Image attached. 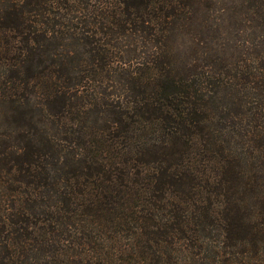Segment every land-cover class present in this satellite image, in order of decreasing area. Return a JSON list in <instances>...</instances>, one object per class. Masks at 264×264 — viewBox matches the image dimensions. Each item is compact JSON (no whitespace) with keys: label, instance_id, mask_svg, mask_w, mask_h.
<instances>
[{"label":"trees","instance_id":"16d2710c","mask_svg":"<svg viewBox=\"0 0 264 264\" xmlns=\"http://www.w3.org/2000/svg\"><path fill=\"white\" fill-rule=\"evenodd\" d=\"M0 264H264V0H0Z\"/></svg>","mask_w":264,"mask_h":264}]
</instances>
